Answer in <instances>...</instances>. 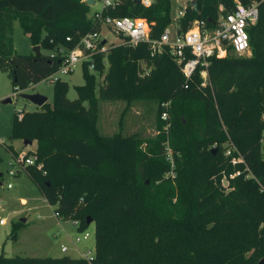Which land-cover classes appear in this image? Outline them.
Returning a JSON list of instances; mask_svg holds the SVG:
<instances>
[{"label": "trees", "instance_id": "16d2710c", "mask_svg": "<svg viewBox=\"0 0 264 264\" xmlns=\"http://www.w3.org/2000/svg\"><path fill=\"white\" fill-rule=\"evenodd\" d=\"M236 5V0H197L181 18L180 31L195 20L211 19L213 27L220 14ZM259 10L258 22L248 28L252 56L212 57L205 87L203 68L187 82L168 48L152 57L146 43L136 48L123 43L106 59L96 57V73L83 66L85 83L75 87L76 100L68 98L69 84L60 81L54 85L53 106L14 115L12 138L37 143V165L43 167L25 170L44 198L64 220L78 222L81 231L95 223V264H258L264 258V195L254 180L246 179L243 165L233 167L225 157L231 139L264 183V0ZM91 12L84 0H0V70L16 91L38 85L59 66L60 58L43 49H73L82 36L98 29ZM110 14L147 20L157 40L172 22V0H153L150 7L123 0ZM16 21L33 46L41 47L40 57L16 52ZM105 60L109 70L98 97L96 77L105 72ZM142 61L153 67L147 77L140 75ZM147 99L158 104L159 119L169 113L173 171L162 145L165 122L160 120V134L149 142L148 153L139 138L106 137L98 131L100 100L129 106ZM214 144L216 153L209 147ZM237 171L243 174L231 179ZM171 172L175 177L166 178ZM23 226L14 223L12 239ZM0 264L90 263L82 257L0 254Z\"/></svg>", "mask_w": 264, "mask_h": 264}, {"label": "rangeland", "instance_id": "374dc122", "mask_svg": "<svg viewBox=\"0 0 264 264\" xmlns=\"http://www.w3.org/2000/svg\"><path fill=\"white\" fill-rule=\"evenodd\" d=\"M191 5L192 0H172V22L168 27L180 28V13L187 10ZM100 9L101 2L98 1L92 7V10L97 11ZM222 9L223 11L225 10L221 6L220 12ZM13 38L14 47L18 54L28 56L34 53V46L30 37L23 32L19 21L14 23ZM117 38H119L118 41ZM110 40L115 45L123 44L122 37L119 35H115V37L111 36ZM58 47L57 45L51 50L43 49L42 53L52 55L57 53ZM230 53L238 57L250 58L252 56V50L244 56L236 55L231 50H227L225 57ZM140 66L141 77H147V74H150L153 69L152 65H149L147 61H142ZM108 70L109 64L106 65L105 72L96 77L98 97L100 86L104 82ZM83 75L84 70L80 65L73 74L62 77V81L69 84L70 91L68 98L70 100L78 98L75 87L84 85ZM201 77L203 78V83H206L207 86L208 77H204V75H201ZM22 94L44 95L48 98V104L53 106L54 85L43 81L25 91H16L8 75L0 70V156L2 158V162L0 163V220H7V223L0 225V254L8 257L61 258L71 256L73 258H81L83 257L82 254L88 250L95 251V223H92L88 227L87 231L90 236L84 239V232L79 230L73 221L64 220L63 218L56 219V206H51L47 202L36 184L27 174L25 168L16 163L17 156L26 155L29 152L34 153L37 150L36 144L25 146L24 141L12 138L14 115L22 111L35 112L40 109L23 99L21 97ZM9 99L11 103L4 104V101ZM157 112L158 104L151 99L135 101L129 106L124 101L109 102L100 100L97 112V128L99 133L106 137L121 134L124 137L139 138L144 141L141 146L142 151L148 153L149 142H156L160 134L158 126L162 119L158 118ZM214 145L209 147L212 149ZM262 148L264 155V141H262ZM172 159L167 157V161L171 163L173 171L175 168L173 155ZM11 171L16 175L11 176L9 174ZM172 174L174 173H169L166 175V178H174ZM222 183L225 188L230 186V182L226 176L222 178ZM9 184L12 185L11 189H8ZM23 219L26 222L19 229L18 238L12 239L11 233L14 223H20ZM80 236L82 237L81 241L76 242V238ZM63 245L68 248L67 252L62 251Z\"/></svg>", "mask_w": 264, "mask_h": 264}, {"label": "built area", "instance_id": "2783aa9c", "mask_svg": "<svg viewBox=\"0 0 264 264\" xmlns=\"http://www.w3.org/2000/svg\"><path fill=\"white\" fill-rule=\"evenodd\" d=\"M87 1L88 0H84L86 4H88ZM94 1L95 5L98 1L101 2V9L97 11L92 10L89 18L98 29L82 36L78 45L73 49H68L62 45L59 46L57 53L51 55L52 58H60L59 66L50 77L44 80V82H50L52 85H55L62 81L63 76L73 74L80 65L82 67L87 65V69L90 73H96V57L102 55L106 59L110 50L115 46V43L110 40V37H115V35H119L125 39H122V43L128 44L134 48L142 43H146L149 46L152 57L162 54L168 48L171 57L180 66L187 82L194 78L200 67L203 68L201 75L208 77L207 69L210 65L209 60L212 57L224 58L227 50H231L239 56H244L250 52L251 46L248 28L258 22L260 16L259 7L262 2V0H251L250 4L245 6L236 0L237 5L235 9L226 15L220 14L217 21L214 22L213 27H210V22L206 20H195L186 32H181L180 28L167 27L160 39L153 40L151 38V25L147 20L131 17H114L110 14L112 10H115L122 4L123 0ZM152 4L153 0H142V5L145 7H150ZM221 12H223V9ZM185 13L186 10L181 12L179 18H183ZM118 40L119 38H117V41ZM68 41H71V38H68ZM107 64L108 62L105 60V65ZM147 75H149V73ZM203 86L205 87L206 83H203ZM186 88H188V86H186ZM163 106L166 109L169 108V104ZM21 118L22 116H20L19 119ZM161 119L165 122L164 132L167 135V140L163 145L164 151L167 157L172 159L173 151L170 146L169 138L171 127L169 113H162ZM261 121L264 124V112ZM215 148H217V144H215L212 149ZM225 157L230 159L233 167L243 165L244 172L247 173L246 179L254 180L259 187L260 193L264 195V183L251 172L244 157L231 139H229L226 144ZM37 161L38 156L35 152L31 155L26 154L17 156L16 158V163L23 168L27 166H37V168L41 170L43 166L41 164L37 165ZM9 174L11 176L16 175L13 171ZM242 174L243 172L237 171L232 174L230 178L235 179ZM172 176L175 177L174 174H172ZM11 188L12 185L9 184L8 189ZM55 218L62 219V216L59 212L55 211ZM5 223H7L6 219L0 220V225ZM74 223L78 226V222ZM82 232H84V239L90 236L87 229ZM81 239V236L77 237L76 242H80ZM62 251L67 252L68 248L63 245ZM82 256V258H85L90 264H95L96 249L95 251L88 250L83 253Z\"/></svg>", "mask_w": 264, "mask_h": 264}, {"label": "water", "instance_id": "95a60500", "mask_svg": "<svg viewBox=\"0 0 264 264\" xmlns=\"http://www.w3.org/2000/svg\"><path fill=\"white\" fill-rule=\"evenodd\" d=\"M87 3L91 6H94L95 5V1L94 0H88ZM134 3L137 5V6H140L142 5V0H134ZM197 4V0H192V5L193 6H196ZM209 21L211 22L212 20L209 19ZM33 52L35 54L36 57H40L41 56V47L40 46H36L34 47L33 49ZM21 97L29 102H31L32 104H34L35 106L39 107V108H42L45 104L48 103V98L44 95H41V94H22ZM7 103H11V100H6L4 101V104H7ZM24 145L25 146H29V145H32V142H28V141H24ZM218 151L217 148L213 149L212 152L213 153H216ZM18 174H20V172H18ZM148 184H149V181H148ZM2 204H4V202H2ZM22 223H25L26 220L23 219L21 220ZM89 224L91 223V220H89L88 222ZM258 264H264V258H262Z\"/></svg>", "mask_w": 264, "mask_h": 264}, {"label": "crops", "instance_id": "0c3cea01", "mask_svg": "<svg viewBox=\"0 0 264 264\" xmlns=\"http://www.w3.org/2000/svg\"><path fill=\"white\" fill-rule=\"evenodd\" d=\"M34 144H36V145H37V143H36V142H33V143H32V145H34ZM23 201H24V202H26L25 200H23Z\"/></svg>", "mask_w": 264, "mask_h": 264}]
</instances>
